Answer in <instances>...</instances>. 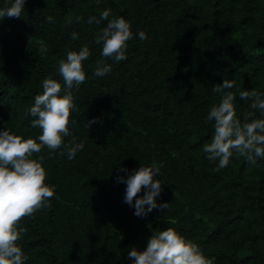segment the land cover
Here are the masks:
<instances>
[{
	"label": "trees",
	"instance_id": "trees-1",
	"mask_svg": "<svg viewBox=\"0 0 264 264\" xmlns=\"http://www.w3.org/2000/svg\"><path fill=\"white\" fill-rule=\"evenodd\" d=\"M106 8L109 19L131 23L119 63L103 58L95 42L107 21L88 23ZM84 46L87 79L73 91L79 111L69 124L84 148L71 160L63 148L50 158L46 147L34 154L45 156V183L55 195L50 208L21 221L25 264H132L129 250H143L152 230L169 227L215 264H264V158L248 164L234 152L213 171L218 161L202 150L214 132L207 113L222 97L214 85L235 81L226 91L236 94L241 120L250 101L239 91L264 93V0H25L20 18L0 20V130L35 138L40 130L26 110L45 78L63 87L58 60ZM99 60L112 65L106 76L93 75ZM256 117L264 119L259 110ZM153 161L163 163L157 203L168 206L138 217L116 177Z\"/></svg>",
	"mask_w": 264,
	"mask_h": 264
},
{
	"label": "clouds",
	"instance_id": "clouds-1",
	"mask_svg": "<svg viewBox=\"0 0 264 264\" xmlns=\"http://www.w3.org/2000/svg\"><path fill=\"white\" fill-rule=\"evenodd\" d=\"M25 0H6L0 7V20L20 18L24 11ZM111 9H104L97 19L88 18V23L99 25L107 21L105 27L96 35L95 42L102 44L101 56L119 63L127 59V42L133 39L131 23L123 17L109 19ZM52 22V17L47 18ZM76 17V21H81ZM72 23L71 20L68 21ZM71 38L78 39V33L72 32ZM140 40L146 39L143 31L138 33ZM39 51L46 53L47 48L40 42ZM91 55L87 46L79 51H67L66 58L58 60V72L63 79V87L56 79L45 78L43 91L34 97V103L26 110L31 116V128H38L39 134L33 138H24L7 129L0 130V264H25L28 257L22 251L19 241L28 229L21 224L26 217L34 218L41 208H50L49 201L54 197L55 186L45 183L47 173L42 162L43 148L49 150V158L58 149L66 151L69 160L84 148V142H76L69 124H76L70 119L79 109L74 103L73 91L79 90L87 77L83 62ZM112 71V65L104 60L96 62L93 75L103 77ZM235 87V81L225 79L222 84L213 86L212 91L222 94L219 104H213L206 117V122H214V132L210 142L203 145L206 159L218 161L213 171H219L230 163L235 152L248 164H255L258 158H264V119L256 117V110L264 115V93L253 90H240L239 97L250 101V110L243 113V120L237 116L236 94L226 91ZM97 123L96 118L88 120L85 126ZM65 137H72L70 143ZM65 151L59 155H65ZM163 163L153 161L131 170L126 176H117L118 183L126 184L124 202L134 207V215L147 216L153 209H166L168 202L157 203L162 192L159 179ZM121 171L128 172L121 166ZM144 189L143 195H139ZM132 264H215L214 257L205 256L199 245L186 240L174 228L152 230L146 247L138 250L132 247L128 252Z\"/></svg>",
	"mask_w": 264,
	"mask_h": 264
}]
</instances>
